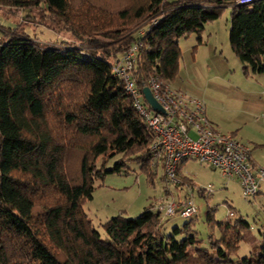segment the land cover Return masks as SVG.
I'll list each match as a JSON object with an SVG mask.
<instances>
[{
    "label": "trees",
    "instance_id": "trees-1",
    "mask_svg": "<svg viewBox=\"0 0 264 264\" xmlns=\"http://www.w3.org/2000/svg\"><path fill=\"white\" fill-rule=\"evenodd\" d=\"M119 4L113 13L96 0H0L2 7L42 5L81 42L41 45L12 34L0 43V264H264V235L249 255L237 256L249 222L217 220L213 206L204 219L209 245L191 229V219L161 231V213L150 205L135 216L106 219L104 237L87 216L83 204L96 179L126 169L128 161L149 178L162 170L152 164V131L113 71L131 45L141 43L133 67L138 88L155 75L171 83L178 40L229 5L232 52L245 74L264 73V0ZM181 168L183 194L191 178Z\"/></svg>",
    "mask_w": 264,
    "mask_h": 264
},
{
    "label": "rangeland",
    "instance_id": "rangeland-1",
    "mask_svg": "<svg viewBox=\"0 0 264 264\" xmlns=\"http://www.w3.org/2000/svg\"><path fill=\"white\" fill-rule=\"evenodd\" d=\"M96 1L108 3L113 13L120 5L119 0ZM230 12L231 6L223 7L219 17L206 22L201 31L191 32L178 40L181 51L179 67L170 85L172 89L202 101L212 127L222 133L235 134L249 146L253 163L264 168V73L243 72L229 45ZM12 34L28 36L41 45H81L80 40L42 5L28 8L0 6V43ZM114 160L110 158L106 167L111 166ZM125 168L96 179L92 198L83 204L87 216L103 237L105 233L101 223L106 219L117 214L135 216L149 205L152 209L161 196L168 193L160 168L151 178L135 162L128 161ZM181 171L191 178L189 183L211 184L212 192L208 198L196 192L193 194L197 212L191 217L160 212L161 231L169 233L173 226H181L191 219V229L202 238L203 245H209V228L204 219L207 205L213 206L216 207L214 216L217 220H233L241 216L249 222L236 255L242 257L254 251L264 235V182L259 185L261 193L251 203L242 197L236 178H225L204 163L189 160L182 164ZM170 188L175 196H181L178 186ZM227 204L232 207L233 216H228L231 209ZM213 233L217 236L216 229Z\"/></svg>",
    "mask_w": 264,
    "mask_h": 264
},
{
    "label": "built area",
    "instance_id": "built-area-1",
    "mask_svg": "<svg viewBox=\"0 0 264 264\" xmlns=\"http://www.w3.org/2000/svg\"><path fill=\"white\" fill-rule=\"evenodd\" d=\"M250 1L236 0V3ZM140 47L141 43L138 42L131 45L115 63L113 71L123 80L124 89L134 108L153 134L149 146L152 164H159L162 168L168 193L161 196L152 209L163 215L178 213L186 218L197 212L193 192H209L211 184H185V192L180 197L175 196L170 188L180 182L177 168L187 160L204 163L225 178H236L242 197L249 200L257 193L260 183L264 182V168L253 163L249 146L233 134L222 133L212 127L202 101L172 89L170 83L156 75L149 77L145 85L162 109L154 110L145 101L142 88L137 87L134 79L133 67ZM177 189L181 191V187ZM228 215H232V211L229 210Z\"/></svg>",
    "mask_w": 264,
    "mask_h": 264
},
{
    "label": "water",
    "instance_id": "water-1",
    "mask_svg": "<svg viewBox=\"0 0 264 264\" xmlns=\"http://www.w3.org/2000/svg\"><path fill=\"white\" fill-rule=\"evenodd\" d=\"M142 94L145 99V101L154 109L158 111H162L160 105L156 102V100L153 98L148 86L142 87Z\"/></svg>",
    "mask_w": 264,
    "mask_h": 264
},
{
    "label": "crops",
    "instance_id": "crops-1",
    "mask_svg": "<svg viewBox=\"0 0 264 264\" xmlns=\"http://www.w3.org/2000/svg\"><path fill=\"white\" fill-rule=\"evenodd\" d=\"M205 114H206V108H205ZM206 117H207V115H206ZM208 118V117H207ZM208 120L212 123V121L208 118ZM213 124V123H212ZM215 129H217L216 127H214ZM218 130V129H217ZM234 136H236L235 134H233ZM187 161H189V160H187ZM187 161H184V162H187ZM184 162H182L181 163V166H182V164L184 163ZM259 192H260V189H259ZM180 195H182V194H180Z\"/></svg>",
    "mask_w": 264,
    "mask_h": 264
}]
</instances>
